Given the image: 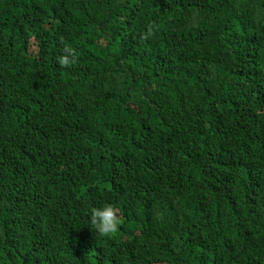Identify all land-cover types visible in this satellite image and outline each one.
Wrapping results in <instances>:
<instances>
[{"label": "trees", "instance_id": "16d2710c", "mask_svg": "<svg viewBox=\"0 0 264 264\" xmlns=\"http://www.w3.org/2000/svg\"><path fill=\"white\" fill-rule=\"evenodd\" d=\"M0 264H264V0H0Z\"/></svg>", "mask_w": 264, "mask_h": 264}, {"label": "clouds", "instance_id": "9594fccd", "mask_svg": "<svg viewBox=\"0 0 264 264\" xmlns=\"http://www.w3.org/2000/svg\"><path fill=\"white\" fill-rule=\"evenodd\" d=\"M75 59V53L71 47H65L62 54L57 57L60 65H68ZM88 220L90 229L95 235L108 237L115 234L121 224L116 209L108 203L93 206L89 209Z\"/></svg>", "mask_w": 264, "mask_h": 264}, {"label": "rangeland", "instance_id": "374dc122", "mask_svg": "<svg viewBox=\"0 0 264 264\" xmlns=\"http://www.w3.org/2000/svg\"><path fill=\"white\" fill-rule=\"evenodd\" d=\"M31 48H34V49L36 50V46H35L34 43L31 44ZM31 48H30V49H31Z\"/></svg>", "mask_w": 264, "mask_h": 264}]
</instances>
